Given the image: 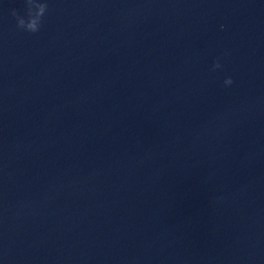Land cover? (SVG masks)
I'll return each instance as SVG.
<instances>
[{"label":"water","instance_id":"1","mask_svg":"<svg viewBox=\"0 0 264 264\" xmlns=\"http://www.w3.org/2000/svg\"><path fill=\"white\" fill-rule=\"evenodd\" d=\"M13 10L0 264H264V0Z\"/></svg>","mask_w":264,"mask_h":264},{"label":"clouds","instance_id":"2","mask_svg":"<svg viewBox=\"0 0 264 264\" xmlns=\"http://www.w3.org/2000/svg\"><path fill=\"white\" fill-rule=\"evenodd\" d=\"M37 0H25L26 8H27V19L20 17L17 14L16 10L12 11V16L16 18V26L18 29L24 30L26 32L35 34L40 30L42 25V18H38L34 13V6L36 5ZM41 11H47L48 5L47 3H40ZM221 65L217 62L213 65V70L220 68ZM233 81L231 78H228L224 81L225 85H231Z\"/></svg>","mask_w":264,"mask_h":264}]
</instances>
